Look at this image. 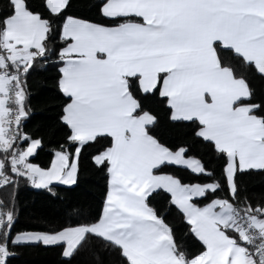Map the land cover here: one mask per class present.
<instances>
[{
  "label": "snow or ice",
  "instance_id": "snow-or-ice-1",
  "mask_svg": "<svg viewBox=\"0 0 264 264\" xmlns=\"http://www.w3.org/2000/svg\"><path fill=\"white\" fill-rule=\"evenodd\" d=\"M69 3L44 0L49 18L31 0H8L0 12V188L18 186L22 178L43 188L54 181L75 184L83 147L110 137L111 146L94 157L108 166L109 191L95 222L14 236L13 199L0 200V264L13 254L10 245L65 244L62 255L72 257L89 236L118 248L126 264H264V207L241 200L238 182L242 172L264 170V106L246 102L253 88L218 51L230 49L264 75V0H101L100 14L111 25L66 16L59 86L70 100L62 120L76 147L61 146L42 168L30 161L41 139L22 130L26 77L36 60L47 58L53 19ZM157 91L167 98L172 120L198 121L197 135L226 155L231 199L198 206L194 198L216 193L219 181L186 184L157 174L174 164L212 175L200 159L186 156V148L173 151L150 134L156 116L138 93ZM157 190L171 194L202 252L192 255L177 245L173 229L149 203Z\"/></svg>",
  "mask_w": 264,
  "mask_h": 264
},
{
  "label": "trees",
  "instance_id": "trees-1",
  "mask_svg": "<svg viewBox=\"0 0 264 264\" xmlns=\"http://www.w3.org/2000/svg\"><path fill=\"white\" fill-rule=\"evenodd\" d=\"M31 3L35 11L49 18L44 0H31ZM100 5L101 0H70L64 15L53 19V32L47 42V58L36 60L27 74L28 116L23 121L22 130L33 139H41L42 144L30 161L42 168L51 165L55 152L61 150V146L70 151H74L76 147L67 140L71 130L62 120L64 108L70 101L59 86L62 75L60 68L63 64L57 53L65 46L60 39L62 23L66 16H73L106 25L113 24L114 21L100 14ZM7 9L8 0H0V12ZM218 51L222 57L227 58L226 66L233 67L253 88L254 96L246 102L264 106V75L259 74L254 66L245 65L242 58L235 56L230 49L218 47ZM138 99L145 110L156 116L155 123L149 127L150 134L173 151L186 148V156L200 159L212 175L195 174L187 167L174 164L161 166L158 173L173 175L186 184L219 181L221 189L216 193L194 199L198 206H204L215 198L231 199L223 171L227 157L216 150L214 142L197 135L199 122L172 120V110L167 98L161 97L158 91L147 95L138 93ZM21 146L26 147V144ZM110 146V137H98L96 141L83 147L75 184H51L48 188H39L22 178L19 179L18 186L0 188V200L12 198L14 202L17 218L13 236L17 233L47 232L95 222L102 214L109 188V174L107 164L97 165L94 157ZM2 158L0 154V159ZM238 182L241 200L247 198L254 208L264 207V170L242 172L238 174ZM149 203L173 229L177 245L182 251L194 255L204 250L202 242L192 233L185 215L171 202L170 193L157 190L149 197ZM64 248V244L10 245L13 254L7 258V264H126L118 248L94 236H89L72 257L62 255Z\"/></svg>",
  "mask_w": 264,
  "mask_h": 264
},
{
  "label": "crops",
  "instance_id": "crops-1",
  "mask_svg": "<svg viewBox=\"0 0 264 264\" xmlns=\"http://www.w3.org/2000/svg\"><path fill=\"white\" fill-rule=\"evenodd\" d=\"M62 67H63V65H62ZM62 76V75H61ZM70 102V101H69ZM105 151V150H104ZM103 152V151H102ZM101 152V153H102ZM100 154V153H99ZM98 155V154H97ZM55 159V154H54V157H53V160ZM52 160V161H53ZM34 164H36V163H34ZM38 165V164H37ZM51 166V165H50ZM49 166V167H50ZM157 174H159V173H157ZM109 179H110V177H109ZM52 184H62V185H65V184H63V183H61V182H59V181H54ZM72 185V184H71ZM39 188H43V187H39ZM108 191H109V188H108ZM195 199V198H194ZM106 200V199H105ZM205 206V205H204ZM104 207V206H103ZM178 207V206H177ZM201 207H203V206H201ZM186 218V217H185ZM187 220V219H186ZM34 232H36V231H34ZM23 233H25V232H23ZM65 245V244H64ZM65 247H66V245H65ZM65 249V248H64Z\"/></svg>",
  "mask_w": 264,
  "mask_h": 264
}]
</instances>
